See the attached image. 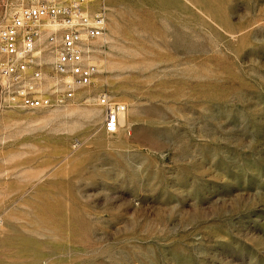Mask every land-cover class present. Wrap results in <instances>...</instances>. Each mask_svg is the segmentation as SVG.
I'll use <instances>...</instances> for the list:
<instances>
[{
    "label": "rangeland",
    "instance_id": "rangeland-1",
    "mask_svg": "<svg viewBox=\"0 0 264 264\" xmlns=\"http://www.w3.org/2000/svg\"><path fill=\"white\" fill-rule=\"evenodd\" d=\"M106 2L91 82L0 107V264H264V0Z\"/></svg>",
    "mask_w": 264,
    "mask_h": 264
},
{
    "label": "built area",
    "instance_id": "built-area-1",
    "mask_svg": "<svg viewBox=\"0 0 264 264\" xmlns=\"http://www.w3.org/2000/svg\"><path fill=\"white\" fill-rule=\"evenodd\" d=\"M107 9L106 0H0V107L51 105L54 96L70 97L76 84L91 82L97 71L91 43L105 34ZM44 64L51 66L49 91L41 86ZM97 98L103 129L115 131L125 104L105 91Z\"/></svg>",
    "mask_w": 264,
    "mask_h": 264
},
{
    "label": "bare ground",
    "instance_id": "bare-ground-1",
    "mask_svg": "<svg viewBox=\"0 0 264 264\" xmlns=\"http://www.w3.org/2000/svg\"><path fill=\"white\" fill-rule=\"evenodd\" d=\"M122 112V111H121ZM121 112H120V114H121ZM121 117V116H120Z\"/></svg>",
    "mask_w": 264,
    "mask_h": 264
}]
</instances>
